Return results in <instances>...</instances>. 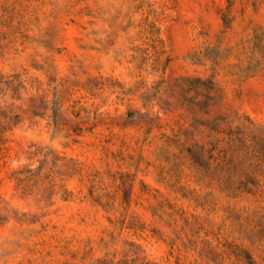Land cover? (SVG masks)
Segmentation results:
<instances>
[{"label":"rangeland","instance_id":"1","mask_svg":"<svg viewBox=\"0 0 264 264\" xmlns=\"http://www.w3.org/2000/svg\"><path fill=\"white\" fill-rule=\"evenodd\" d=\"M0 264H264V0H0Z\"/></svg>","mask_w":264,"mask_h":264}]
</instances>
